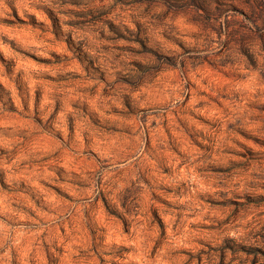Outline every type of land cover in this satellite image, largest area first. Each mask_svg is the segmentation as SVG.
<instances>
[{"label": "clouds", "instance_id": "9594fccd", "mask_svg": "<svg viewBox=\"0 0 264 264\" xmlns=\"http://www.w3.org/2000/svg\"><path fill=\"white\" fill-rule=\"evenodd\" d=\"M0 264H264V0H0Z\"/></svg>", "mask_w": 264, "mask_h": 264}]
</instances>
